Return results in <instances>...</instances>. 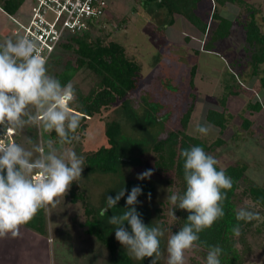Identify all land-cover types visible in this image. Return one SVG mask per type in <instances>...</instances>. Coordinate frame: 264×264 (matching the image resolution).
I'll list each match as a JSON object with an SVG mask.
<instances>
[{
  "label": "rangeland",
  "instance_id": "rangeland-1",
  "mask_svg": "<svg viewBox=\"0 0 264 264\" xmlns=\"http://www.w3.org/2000/svg\"><path fill=\"white\" fill-rule=\"evenodd\" d=\"M247 2L263 7V12L257 14L255 18L264 28V0H247ZM28 5L29 1L26 0L20 9L27 12ZM152 5L151 2L146 5L144 0H109L108 10L102 25L97 29L99 30L97 35L104 40H114L122 44L129 57L139 64V88L130 94L126 104L121 105V102H117L95 116L90 121L87 131L70 147L78 156L85 157L97 148L105 146L107 144L105 125L117 121L121 125V138L128 149L124 151L123 156L138 157V151L141 147L144 148V143L138 144V142L144 139L145 131L155 140L165 137L171 131L179 130L180 118L191 103H193V112L186 133L207 140V143L214 142L218 138L216 128L213 127L207 136L196 133L194 128L197 123L208 124L205 121L208 110L221 108L219 99L224 86L227 85L230 86L228 90H236L239 93L227 99L226 114L229 116V122L222 135L224 144L216 148L211 155L221 168L235 164L246 165V181L241 183L240 190L249 183L264 187V109L260 112L248 109L249 104L264 101V92L260 83L262 75L250 77L251 69L242 48L243 25L247 22L248 15L239 14L238 9L232 5L218 6L219 13L227 14L234 20L235 28L228 39L222 41L213 52H208L203 46L209 41L211 30L216 24L211 20L213 6L211 7L209 1L207 3V0H202L197 11V14L208 22L210 28L203 37L181 17L174 16L171 19L172 17L166 14L164 15L166 22H162L163 15L157 10H154L156 13L153 21L158 18L159 22H153V27H150L151 18H149L145 21V25L144 20L149 16V13L145 12V7L147 6L148 9ZM136 15L139 16L135 17ZM204 15L208 17L207 20ZM171 20L173 25L169 26ZM3 29L1 32L4 35L3 42L6 37L12 40L20 37L12 35L17 26L10 20ZM193 49L201 52L195 55ZM64 63L63 61L59 67L48 69V74L54 77V73L63 69ZM192 66H196V74L193 77L194 87L190 85ZM260 69L264 71V65ZM89 77L78 74L71 82L73 86L79 87V90L75 91L76 103L78 96H83L90 89L92 82ZM74 102L69 105L71 108ZM167 106L171 108V114L168 113L169 108L168 110L163 108ZM161 117H164V125L159 123ZM244 119L251 123L249 129L243 128ZM29 127L32 128V133H26L25 127L22 130L18 129L12 139L13 142L30 150L33 145L28 142L27 137H33L34 133L38 138L35 141L32 138L31 141L43 147L45 152L49 151L48 141L51 139L46 136L42 126L29 125ZM52 147L57 150V154L68 148L55 142ZM120 148L124 147L120 146ZM38 155L34 153V156ZM153 160V155L146 152L140 157L139 165H132L133 162L122 163L110 174L87 175L83 167L81 179L76 180L79 186L76 188L82 194V200L75 203L70 201L69 188L64 196L56 198L54 204L45 207L48 225L46 237L21 226L18 237L11 238L9 234L0 238V264H110L108 249L84 232L92 224L84 223V206L85 203L86 205L89 203L95 208H106L107 198H114L124 189L125 196L122 197V202L118 201L116 206L109 209L104 216L99 215L98 219L96 218L101 224H108L113 231L116 226L110 225L108 219L126 210L125 201L128 191L125 187L130 181L140 185L142 189L135 205L136 211L141 217L145 215L146 226H159L164 232L163 237L160 238L161 255L154 258L156 264H167V240L171 235L169 227L173 219L169 214L173 206L168 197L175 194L176 186L174 181L169 184L168 179L153 168ZM148 169L152 170L151 177L138 180L137 176ZM245 203L247 204L248 201ZM158 209L160 213H157ZM145 220H142L143 223ZM123 227L131 231L127 223ZM110 235L115 238V231L110 232ZM117 243L121 250L127 252L124 246L118 241ZM250 246L251 252L244 257L242 264H264V238L257 237L254 242L251 240ZM131 258L135 262L139 261L132 256ZM198 259L200 257H197L192 249L185 252V264H196Z\"/></svg>",
  "mask_w": 264,
  "mask_h": 264
},
{
  "label": "trees",
  "instance_id": "trees-1",
  "mask_svg": "<svg viewBox=\"0 0 264 264\" xmlns=\"http://www.w3.org/2000/svg\"><path fill=\"white\" fill-rule=\"evenodd\" d=\"M145 1L146 5L150 2H156L159 7L167 11L170 17H182L202 36L207 35L210 30L207 22H204L196 13L201 0ZM212 1L216 6L211 14V19L216 24L211 30L209 41L205 44L204 50L208 52L214 51L222 41L231 36L234 30V20L226 16L227 14L223 15L219 13L217 11L218 6L225 7L232 5L238 9L239 14L248 15V20L243 25V53L251 69L250 77L255 78L259 77L260 74L262 75L260 83L262 91L264 92V71L260 69L264 65V28L258 24L255 18L257 14L263 12V7L255 6L245 0ZM24 2L25 0H0V8L7 15L13 17L17 14ZM97 29V27L89 25L88 30L82 34L67 38L66 42L61 45V50L52 57L46 67L47 70L52 67L57 68L63 61L65 62L63 69L58 73H54V77L62 85L72 82L78 74L90 76L89 78L92 82L90 89L83 96H78V102L76 103L77 100H75L72 107L73 111L78 113L80 118V125L75 133L78 137L87 131L90 121L95 116L100 115L104 109L115 105L117 102H121V105L126 104L130 94L139 88V64L129 57L122 44L114 40L107 41L99 37L97 35L99 30ZM194 74L195 69H192V80ZM192 80L190 81L191 87H193ZM73 87L75 91L79 90V87ZM228 89H230V86L227 85L223 88L222 98L220 97L219 99L221 108L218 110H208L205 114V121L218 130V138L214 142L207 143V140L193 137L186 133L193 112V103L188 106L187 111L181 116V128L179 130L171 131L165 137L155 140L149 132L145 131V134H143L144 139L138 142V144L143 142L144 148H140L138 151L139 156L135 158L132 155L123 156L124 151L128 149L127 146L125 147L124 141L121 138V125L117 121H111L105 125L107 144L97 148L84 157L85 173L87 175L95 173L110 174L122 163L127 164L133 162L132 165H139L140 157L146 152H150L154 158L153 168L167 178L169 184L174 181L176 186L175 194L182 195L186 191V182L184 180V160L180 156V153L184 149L199 146L207 154L211 155L216 148L224 144L222 135L229 122V116L226 114L227 99L237 96L239 93L236 90L232 91ZM191 96H194V94H191ZM248 109L260 112L264 109V101L249 104ZM159 123L163 125L164 122L160 121ZM250 126L251 123L244 119L243 128L249 129ZM1 132L2 129L0 130V134ZM46 136L59 144V138L55 131L46 132ZM32 138L35 141L36 135ZM75 141L71 145H64V147H72L77 143ZM120 146L124 148L121 149ZM141 150L143 151L140 152ZM216 167L218 171L222 169L227 176L231 177L233 186L231 189L222 190V192L226 193V199L223 201L224 216L215 221L211 227L198 233L199 241L197 243L201 244V247H195L192 250L196 253L197 257H200L196 264H205L208 246L215 245H219L223 249V253L219 258L220 264H242L244 257L251 252L250 241L252 240L254 242L257 237L264 238V187L249 183L240 190L241 183L246 181V165L235 164L221 168L217 164ZM76 182L74 181L70 185L68 193L71 199L70 201H73V203L79 202L83 198L82 194L77 191L76 186L78 185ZM127 184L125 188H127L128 193L134 186L140 187V185L132 181ZM123 198L119 201L122 202ZM246 201H248L247 204L245 203ZM240 208H247L250 211L258 213L259 219L250 222L237 221L236 212ZM101 209L103 208H95L91 204L87 203L86 205L85 203L84 223L85 225L88 223L92 224L84 232L94 237L95 240L108 249L110 253V264H150L151 259L154 257L135 262L127 252L120 249L117 240L110 235V232L115 231V228L112 231L108 224H101L100 220H97ZM158 212L160 213V209H158ZM173 212L176 219H172L171 221L172 223L169 227L171 234H175L184 226L189 215L187 211L181 210L178 207L174 208ZM141 219L145 220V215H142ZM144 222L146 225L147 221L145 220ZM236 225L240 226V234L238 236L234 235L231 231ZM22 227L39 236H48L45 208L40 209L33 219L26 225H22Z\"/></svg>",
  "mask_w": 264,
  "mask_h": 264
},
{
  "label": "clouds",
  "instance_id": "clouds-1",
  "mask_svg": "<svg viewBox=\"0 0 264 264\" xmlns=\"http://www.w3.org/2000/svg\"><path fill=\"white\" fill-rule=\"evenodd\" d=\"M47 58L41 54L38 44L32 39L18 37L0 44V126L12 130L26 125H41L44 131H55L60 145H71L79 137L75 135L79 114L69 106L76 99L71 82L62 85L48 74ZM211 124L197 123L194 131L207 136ZM32 148L26 149L15 142L0 139V238L19 236L20 227L29 223L37 212L57 197L64 196L70 185L81 179L84 157L78 156L71 147L60 154L48 141L49 151L29 139ZM38 153V156H34ZM184 160L186 191L182 195L168 197L174 208L189 213L187 222L167 240V264H185V252L198 244L202 230L209 228L224 216L225 189H231L233 181L224 170H217V160L202 147L193 146L181 151ZM148 169L137 176L138 180L151 177ZM142 189L134 186L127 194L126 210L108 219L115 227V239L136 260L159 257L160 238L164 232L159 226H146L136 211L137 198ZM150 195V194H149ZM125 196V190L107 198V207L100 210L104 216L109 209ZM173 209L170 216L176 219ZM259 219L256 212L240 208L237 221L250 222ZM127 223L130 232L123 227ZM234 235L240 234V226H234ZM223 249L219 245L208 246L205 264H220ZM150 264H156L151 259Z\"/></svg>",
  "mask_w": 264,
  "mask_h": 264
},
{
  "label": "built area",
  "instance_id": "built-area-1",
  "mask_svg": "<svg viewBox=\"0 0 264 264\" xmlns=\"http://www.w3.org/2000/svg\"><path fill=\"white\" fill-rule=\"evenodd\" d=\"M109 0H29L23 22H15V35L35 41L47 64L66 39L82 34L89 25L100 27Z\"/></svg>",
  "mask_w": 264,
  "mask_h": 264
},
{
  "label": "crops",
  "instance_id": "crops-1",
  "mask_svg": "<svg viewBox=\"0 0 264 264\" xmlns=\"http://www.w3.org/2000/svg\"><path fill=\"white\" fill-rule=\"evenodd\" d=\"M26 1V0H25ZM27 1H29V0H27ZM145 1V0H144ZM202 1V0H201ZM201 1H200V3H201ZM208 1H209V3H210V5H211V7L213 6V10H214V4H213V1L212 0H207V3H208ZM246 2H247V0H245ZM25 3V2H24ZM199 3V4H200ZM249 3V2H248ZM151 4H153L151 7H149L148 9H146L145 8V12L147 11L148 13H149V16H148V18H146V20H144V23H145V21H148V19L149 18H151L150 19V22H151V26L150 27H153V25H154V23L156 22V23H158L159 22V19L158 18H156V20L154 19V21H153V18L155 17L154 15H155V13L156 12H154V10L156 11H159L160 13H162V22H166V20L164 19V15H166V14H168L167 13V11L164 9V8H162V7H159L158 5H157V3L156 2H151ZM24 5V4H23ZM226 7V6H225ZM198 8H199V6H198ZM198 8H197V10H196V13H197V11H198ZM27 12H28V6H27ZM27 12H25L24 10H21V9H19L18 10V12H17V14L15 15V16H13V17H11V16H9V15H7L1 8H0V44H3V38H4V35L1 33V32H3V28H5V24H6V22L8 21V20H10L11 22H13L14 24H15V22L14 21H16V22H23V20H24V17H25V15L27 14ZM204 12H202V14H203ZM137 16H139V15H136L135 17H137ZM199 16V15H198ZM205 17H206V15H204ZM227 16H229V15H227ZM179 17V16H178ZM232 17V16H231ZM182 18V17H181ZM207 18L208 17H206V20H207ZM171 19H173V17L171 18ZM201 19L204 21V22H207V21H205L204 20V18H202L201 17ZM185 20V19H184ZM212 20V19H211ZM186 21V20H185ZM143 22V21H142ZM154 22V23H153ZM187 22V21H186ZM188 24H190V23H188ZM207 24H208V22H207ZM16 25V24H15ZM145 25H146V23H145ZM169 26H172L173 25V21L171 20V22L168 24ZM191 25V24H190ZM192 26V25H191ZM208 26H209V24H208ZM193 27V26H192ZM234 28H235V22H234ZM17 29H15V30H13V34L12 35H14V36H18V35H15V31H16ZM155 30V29H154ZM243 33H244V31H243ZM203 37V36H202ZM8 39V37H6V40ZM188 39V38H187ZM205 47V45L203 46V49H205L204 48ZM191 51V50H190ZM192 52L195 54V55H197L198 54V52H201L200 50H192ZM213 52V51H212ZM192 69H195V74H196V66H192L191 67V71H192ZM195 74H194V77H195ZM193 81V80H192ZM193 87H194V83H193ZM25 132L26 133H32V128H30L29 127V125H27V126H25ZM2 129V132H1V134H0V139H3V140H5L6 142H8V143H11V142H13V137L16 135V132L18 131V129H16V130H12V129H10V128H5V127H3V126H0V130ZM10 131H12V133L10 132ZM11 133V134H10ZM33 135H35L34 133H33ZM32 135V136H33ZM37 138L38 137H36V140H37ZM29 139H31L32 140V137H27V140H29Z\"/></svg>",
  "mask_w": 264,
  "mask_h": 264
},
{
  "label": "flooded vegetation",
  "instance_id": "flooded-vegetation-1",
  "mask_svg": "<svg viewBox=\"0 0 264 264\" xmlns=\"http://www.w3.org/2000/svg\"><path fill=\"white\" fill-rule=\"evenodd\" d=\"M163 108H167V110H168L169 107L167 106V107H163ZM163 108H162V110H163ZM170 109H171V108H169V110H168V113H169V114H171V113H170ZM168 113H167V114H168ZM164 117H165V116H164ZM164 117H161L159 120L163 122ZM166 117L168 118V115H166ZM164 123H165V122H164ZM163 125H164V124H163Z\"/></svg>",
  "mask_w": 264,
  "mask_h": 264
}]
</instances>
